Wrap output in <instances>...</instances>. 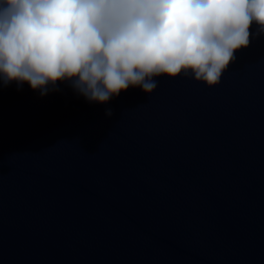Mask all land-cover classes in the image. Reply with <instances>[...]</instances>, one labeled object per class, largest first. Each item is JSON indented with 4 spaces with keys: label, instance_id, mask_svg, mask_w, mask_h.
Instances as JSON below:
<instances>
[{
    "label": "clouds",
    "instance_id": "obj_1",
    "mask_svg": "<svg viewBox=\"0 0 264 264\" xmlns=\"http://www.w3.org/2000/svg\"><path fill=\"white\" fill-rule=\"evenodd\" d=\"M253 26L264 35V0H0V86L69 82L100 104L161 76L213 87Z\"/></svg>",
    "mask_w": 264,
    "mask_h": 264
}]
</instances>
